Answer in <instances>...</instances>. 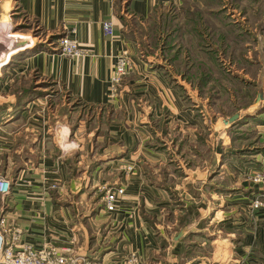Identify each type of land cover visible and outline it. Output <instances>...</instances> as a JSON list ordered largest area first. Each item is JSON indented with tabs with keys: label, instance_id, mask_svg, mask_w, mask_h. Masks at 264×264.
Returning a JSON list of instances; mask_svg holds the SVG:
<instances>
[{
	"label": "crops",
	"instance_id": "1",
	"mask_svg": "<svg viewBox=\"0 0 264 264\" xmlns=\"http://www.w3.org/2000/svg\"><path fill=\"white\" fill-rule=\"evenodd\" d=\"M180 1L0 0V175L11 182L0 215L21 229L20 244L71 245L113 264L130 253L140 264H264V206L251 208L253 191L243 198L211 190L208 169L195 165L174 184L150 179L162 165L172 174L170 160L196 159L183 150L186 132L203 128L206 117L184 97L191 87L135 51L126 20ZM18 13L34 25H20ZM64 33L84 54L59 52ZM125 46L131 64L111 95L115 56ZM162 118L169 130L159 147L148 129ZM194 178L200 183L190 184ZM106 184L124 188L112 211L89 193Z\"/></svg>",
	"mask_w": 264,
	"mask_h": 264
},
{
	"label": "rangeland",
	"instance_id": "2",
	"mask_svg": "<svg viewBox=\"0 0 264 264\" xmlns=\"http://www.w3.org/2000/svg\"><path fill=\"white\" fill-rule=\"evenodd\" d=\"M206 8L210 11L200 16L199 11ZM188 10H195L198 17L192 20ZM165 13L172 18L170 24H187V29L183 27L184 34L173 26L161 25L166 22L162 17ZM18 16L23 27L34 25L23 13ZM207 18L209 25L204 21ZM127 19L135 51L152 56L153 67H160L168 77L191 87L189 91L180 86V90L187 100L195 98L193 107L202 120L206 117L203 128L196 129L193 135L186 132L191 140L183 150L194 152L196 159L193 162L185 159L183 166L177 159L170 160L172 174H163L165 165H162L159 175H152L150 179L174 184L184 180L185 171L195 165L208 169L204 180L212 184L211 190L215 187L216 191H230L229 195L246 197L249 194L246 192L254 188L249 181L251 172L264 166V0H181L158 9L150 18L140 20L130 15ZM154 23L160 27L152 30ZM146 34L148 37L143 36ZM190 51L192 56L187 55ZM5 58L4 55L1 64ZM235 113L238 117L230 121ZM94 115L90 109V118ZM155 128L158 135H155ZM168 128V120H152L148 130L153 134L149 141L160 147L164 143L160 137ZM172 133L178 135L174 128ZM199 183L195 178L190 182ZM225 184H232L230 188L234 189H224ZM106 185L89 191L92 200L103 201ZM216 196L220 194L213 193L211 197L217 200Z\"/></svg>",
	"mask_w": 264,
	"mask_h": 264
},
{
	"label": "built area",
	"instance_id": "3",
	"mask_svg": "<svg viewBox=\"0 0 264 264\" xmlns=\"http://www.w3.org/2000/svg\"><path fill=\"white\" fill-rule=\"evenodd\" d=\"M104 28L109 29L111 22L104 21ZM58 50L68 56H80L84 54L79 41L64 33L58 38ZM131 64L130 49L125 46L116 56L113 72L110 76V93L114 95L122 81L123 76L128 72ZM128 164L126 169H132ZM250 182L254 185L252 194L249 196L251 208L264 206V168L254 170L250 177ZM11 188L10 179L5 175H0V196L5 197ZM124 192L123 186L107 187L104 190L102 199L104 208L112 211L116 207L118 196ZM21 229L18 226L12 228L0 215V264H113L104 263L87 256L77 254L71 245L57 247L53 245L36 246L25 242L20 244ZM124 264H140L134 253H130Z\"/></svg>",
	"mask_w": 264,
	"mask_h": 264
},
{
	"label": "trees",
	"instance_id": "4",
	"mask_svg": "<svg viewBox=\"0 0 264 264\" xmlns=\"http://www.w3.org/2000/svg\"><path fill=\"white\" fill-rule=\"evenodd\" d=\"M207 9V8H206ZM189 11V13H187L188 14V16H190V18H193L192 20H195L196 19V17H198V15L196 14V12H195V10H188ZM204 11H207V12H209L210 10H202V11H199V14H200V16H202V15H204L202 12H204ZM156 12V11H155ZM155 12H153L150 16H152ZM168 13H165V14H162L163 16V18H165V20H166V22H163L161 25L163 26V27H170V26H173L174 28H176V29H178V31L180 32V33H183V27H185V29H187V24H183V23H181V24H178L177 22L174 24V25H172V24H170V20L172 19V18H170V17H168V15H167ZM150 16L148 17V18H150ZM219 17V16H218ZM186 18H188V17H186ZM200 18V17H199ZM198 18V19H199ZM140 19V18H139ZM141 20V19H140ZM218 20H219V18H218ZM204 21L209 25V20H208V18L207 19H204ZM219 22V21H218ZM158 27H160V25L159 24H157V23H154L153 25H152V30L153 29H156V28H158ZM189 27V26H188ZM190 27H193L192 25L190 26ZM190 27H189V29H190ZM131 29V28H130ZM132 31H134L135 32V30H132ZM186 33V32H185ZM125 34H126V36H127V38H129V39H131V40H133L134 39V36L132 37L131 36V32H130V30H126L125 31ZM184 34V33H183ZM182 34V35H183ZM143 36H147L148 37V34H146V35H143ZM192 52H193V50H192ZM187 55H191L192 56V54H191V51H190V54H187ZM207 69H209L207 66H205Z\"/></svg>",
	"mask_w": 264,
	"mask_h": 264
},
{
	"label": "water",
	"instance_id": "5",
	"mask_svg": "<svg viewBox=\"0 0 264 264\" xmlns=\"http://www.w3.org/2000/svg\"><path fill=\"white\" fill-rule=\"evenodd\" d=\"M238 117V113H235V114H233L232 116H230V118H229V120L230 121H233L235 118H237Z\"/></svg>",
	"mask_w": 264,
	"mask_h": 264
},
{
	"label": "bare ground",
	"instance_id": "6",
	"mask_svg": "<svg viewBox=\"0 0 264 264\" xmlns=\"http://www.w3.org/2000/svg\"><path fill=\"white\" fill-rule=\"evenodd\" d=\"M7 20H8V22H10V24H11L10 17H8ZM9 31H10V32H9L8 34L10 35V34L13 32V30L10 29ZM14 37H15V36H14ZM5 59H6V58H5ZM5 61H6V60H5Z\"/></svg>",
	"mask_w": 264,
	"mask_h": 264
}]
</instances>
